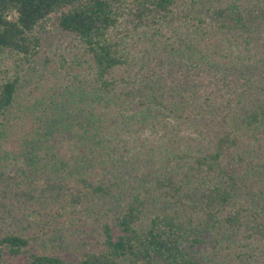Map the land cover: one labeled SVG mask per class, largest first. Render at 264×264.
<instances>
[{
    "label": "trees",
    "instance_id": "16d2710c",
    "mask_svg": "<svg viewBox=\"0 0 264 264\" xmlns=\"http://www.w3.org/2000/svg\"><path fill=\"white\" fill-rule=\"evenodd\" d=\"M20 216L0 264H264V0H0ZM66 232L74 258L48 249Z\"/></svg>",
    "mask_w": 264,
    "mask_h": 264
},
{
    "label": "rangeland",
    "instance_id": "374dc122",
    "mask_svg": "<svg viewBox=\"0 0 264 264\" xmlns=\"http://www.w3.org/2000/svg\"><path fill=\"white\" fill-rule=\"evenodd\" d=\"M71 41H72V38L70 36L60 31V32L50 35L49 38L45 39L43 42V45H44L45 50L63 49L65 46L70 44ZM23 218H24L23 216L22 217L20 216V217H16L14 220H11V223L13 224L12 227H9L7 223H5V225L0 223V228L13 229L16 231H23L24 227L30 223ZM39 223H40V220L34 221V225L31 226L33 231L34 229L37 228V225ZM63 238L65 240L59 239L52 243H49L48 249L50 250V252H54L57 254H63L71 258H74L79 252V248H80L79 247L80 243H78L79 241H72L70 232H66V235ZM41 246H44L46 248L45 243H42V241H40V247Z\"/></svg>",
    "mask_w": 264,
    "mask_h": 264
}]
</instances>
